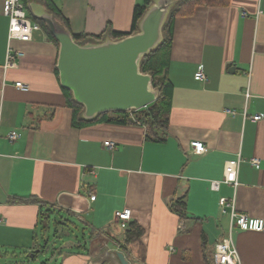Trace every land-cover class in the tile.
<instances>
[{"label": "crops", "instance_id": "1", "mask_svg": "<svg viewBox=\"0 0 264 264\" xmlns=\"http://www.w3.org/2000/svg\"><path fill=\"white\" fill-rule=\"evenodd\" d=\"M54 1L74 35L95 36L129 33L135 7L145 2ZM8 35L0 0V258L39 249L52 232L51 221L46 229V219L40 221L50 209L60 211L50 213L55 220L69 212L105 239L92 256L61 249L62 264H121L117 251L130 264H212L213 246L231 226L221 197L235 196L238 213L264 220L263 0L200 4L175 18L168 68L172 105L163 140L150 136L142 122L75 125L57 73L58 45L44 29L31 41L9 42ZM9 45L24 51L12 67L6 66ZM200 67L207 80L195 79ZM255 114L262 119L253 121ZM11 132L20 137L10 140ZM192 141L207 151L193 153ZM239 153L259 158V167L243 162L236 191L226 183L214 189L225 163ZM182 197L183 218L172 210ZM125 208L144 228L128 255L110 236L116 213ZM54 223L53 235L61 230ZM233 237L241 264H264V230L235 227Z\"/></svg>", "mask_w": 264, "mask_h": 264}, {"label": "water", "instance_id": "2", "mask_svg": "<svg viewBox=\"0 0 264 264\" xmlns=\"http://www.w3.org/2000/svg\"><path fill=\"white\" fill-rule=\"evenodd\" d=\"M182 1L152 0L135 33L119 39L107 33L103 41L79 43L44 3L28 0L32 18L42 21L58 42L60 84L83 106L82 120L91 122L104 113L147 109L158 99L160 90L153 87L152 74L144 73L141 65L164 42L165 26ZM116 256L121 264H130L123 252L117 251Z\"/></svg>", "mask_w": 264, "mask_h": 264}, {"label": "trees", "instance_id": "3", "mask_svg": "<svg viewBox=\"0 0 264 264\" xmlns=\"http://www.w3.org/2000/svg\"><path fill=\"white\" fill-rule=\"evenodd\" d=\"M46 6V8L63 24H65L69 28L68 20L62 14L60 7L54 0H37ZM225 0H183L178 7L172 12L170 19L165 26V40L164 42L154 51H152L148 56H146L142 62L141 70L144 73L152 74V85L154 88L160 90V95L157 100L151 103L147 109H139L135 111L136 121H134L130 112H109L100 115L95 121L101 122H113L119 124L125 123H133V122H142L146 125L149 135L155 139L163 140L164 134L167 130V126L169 123V113L172 105V90L173 84L168 76V68L170 64L171 58V45L173 39V24L176 17L180 15H188L191 14L195 8V6L200 4H219L223 3ZM28 2V0H26ZM152 0H145L144 4L141 6H136L133 14V22L132 28L129 33H119L115 31H105L102 34L88 35V34H79L74 35L75 39L79 43H84L86 41H94L100 42L103 41L105 35L109 33L112 38L119 39L126 35L135 33L138 30L139 20L142 18L143 14L147 10L148 6L151 4ZM43 29L47 32L49 37L58 45L57 40L49 33L45 24L42 21H38ZM58 73V71H57ZM59 75V73H58ZM66 97L68 99L69 106L73 109V122L75 125H82L85 123H89V121H84L81 119V113L83 111V106L77 104L73 101L72 93L69 90L64 89ZM93 121V122H95ZM186 207L184 198H180L174 202H172V210L177 213L180 217L186 216ZM51 212H59L60 211H48L47 214H43L40 217V221L44 223V218L46 219L47 225L43 226L44 229L48 227V223L51 221ZM68 216L72 217L69 212ZM58 226H61V230L55 229L54 240L61 239L64 231L70 230L71 226H75V222H73L69 217L61 216L54 220ZM116 231H114V235H110L112 241L118 246L119 249L126 252L128 255L132 250L133 246L136 247L140 243V239L144 234V228L139 225L135 221H131L127 227L122 228L118 222H115ZM61 231V232H60ZM44 244L38 247L40 252L46 251V249L51 247L50 237H48ZM75 241H70L69 244L60 245V255L64 253L61 249L66 248L73 253L90 255L92 256L97 252L98 249H103L104 247V236L101 235L98 231H90V235L87 237L83 232L82 237H75ZM55 243V241H53ZM68 245V246H67ZM56 247H54V250ZM58 249V248H57ZM211 259V257L209 258Z\"/></svg>", "mask_w": 264, "mask_h": 264}, {"label": "built area", "instance_id": "4", "mask_svg": "<svg viewBox=\"0 0 264 264\" xmlns=\"http://www.w3.org/2000/svg\"><path fill=\"white\" fill-rule=\"evenodd\" d=\"M4 1V13L9 19V42L12 40L20 41H31L36 32L43 31L42 25L34 21L29 14L28 4L26 0H3ZM264 7V0H263ZM261 11V10H260ZM24 55V51L20 49H15L8 46L6 53V66L12 67L17 63L18 58ZM195 79L204 81L207 80V77L200 67L195 73ZM16 86L22 90H28L29 85L17 82ZM135 111L130 112L131 118L136 121ZM231 114H236L234 110H227ZM245 117H248L244 113ZM253 121H259L262 119V115L255 114L249 116ZM20 137V134L17 132L9 133V139L15 140ZM106 146L110 148L115 147V143L112 141H107ZM192 152L195 154H202L207 151L206 146L201 141H192L191 142ZM243 162H248L254 167H259L260 159L257 157L246 159L240 153L236 159L229 160L225 163L224 166V177L220 181L212 182V187L214 189H219L221 183H226L231 185L236 191L239 186V169L240 165ZM96 196L90 194V200H95ZM220 206L223 213H230L231 217V226L229 232L224 237H221L213 246L211 254L212 264H241L240 255L238 253L235 240L233 237L235 227H238L241 230H253V231H263L264 230V220L258 218H251L247 214L238 213L235 209L236 202L235 196L232 198L221 197ZM117 222L122 228L127 227V225L132 221V210L125 208L116 213ZM0 218V222H1ZM174 250L173 247H171Z\"/></svg>", "mask_w": 264, "mask_h": 264}, {"label": "rangeland", "instance_id": "5", "mask_svg": "<svg viewBox=\"0 0 264 264\" xmlns=\"http://www.w3.org/2000/svg\"><path fill=\"white\" fill-rule=\"evenodd\" d=\"M69 218L73 222H75V224L77 225L76 228L75 226H71V229H70V233L72 234L71 241H75L76 236L79 238L82 237L83 232L85 233V236L87 237L90 235V229L86 228L81 221H79L75 217H69ZM54 220H55V217L51 216L52 232L50 234V243H49L51 244L50 248L46 249V251L37 252V253H36L37 251L36 249L33 252H29L26 255L20 250L11 251V254L9 256L3 255L0 258V264H62L63 257H61L58 254L60 252L59 247L62 244V242H64L63 245H65V244H69L70 241L68 239V236H66L68 233L67 231L64 233L65 235H62V237L64 236L63 238L56 239L57 241L54 240V235H53V229L55 227ZM41 228L42 227L40 225L38 229L39 235H41ZM53 241H55V243ZM40 244L43 245L44 242L42 241V243ZM54 247H56L55 250H54ZM31 255H33V257H31ZM133 262L134 264H146L144 261L140 259H139V262H136V261H133Z\"/></svg>", "mask_w": 264, "mask_h": 264}]
</instances>
